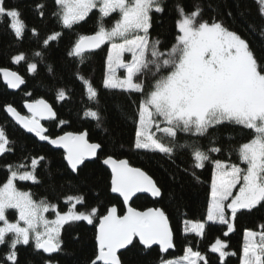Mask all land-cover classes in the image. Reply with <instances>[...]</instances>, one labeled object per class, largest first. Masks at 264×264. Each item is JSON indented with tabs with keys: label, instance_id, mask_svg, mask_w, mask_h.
I'll list each match as a JSON object with an SVG mask.
<instances>
[{
	"label": "snow or ice",
	"instance_id": "6c2138e0",
	"mask_svg": "<svg viewBox=\"0 0 264 264\" xmlns=\"http://www.w3.org/2000/svg\"><path fill=\"white\" fill-rule=\"evenodd\" d=\"M254 2L259 22L264 25V0ZM53 5L55 10L50 15L61 30L43 39V47L58 41L64 30L85 22L96 10L97 29L93 34L79 35L66 55L73 58L74 64L83 66L89 55L108 45L103 87L133 97L130 103L135 105V126L130 147L173 163L177 155L187 151L192 163L182 171L198 183V170L211 165L206 212L200 220L185 214L174 225L173 217L162 207H133L130 202L138 194L163 198L162 187L147 171L110 154H105L102 164L110 170L108 188L122 198L121 206H105L103 212L99 206L79 211L77 206L85 205V198L68 196L64 203L69 207L61 211L46 197L38 200L32 191L17 186L18 182L43 186L37 169L45 157H31L30 163L6 164L5 179L0 182V246L7 248L0 256V264H20L19 246H29L43 264H57L54 254L63 251L62 230L72 222H86L95 229V251L88 264H124L123 253L133 248L145 256L156 252L158 264H210L209 256L190 244L182 255H173L177 232L186 238H203L206 227L220 225L226 229L222 235L227 237L236 229L238 214L264 209V52L258 55L242 34L255 22L248 18L250 11L239 3L235 13L226 4L223 10L208 4L212 15L206 18L205 8L199 4H193L191 10L176 4L174 39L165 44L160 34H151L154 14L163 16L167 11L164 0H53ZM47 7L46 0H37L32 11L44 19ZM114 13L117 15L113 18ZM21 15L18 7H9L6 0H0V24L6 21L7 30L18 40L25 32ZM106 18H113V22L106 25ZM31 34L39 35L35 28ZM35 55L42 57L43 53ZM26 61L22 53L11 57L14 64ZM120 70L123 76L118 75ZM26 71L35 75L38 63L27 62ZM0 76L10 89H19L26 83L18 72L8 68H0ZM79 79L86 86L87 100L99 104L98 90L82 75ZM56 98L69 99L63 88L56 92ZM23 107L27 114L12 105L4 110L27 133L62 149L65 166L71 173L78 175L85 162L97 158L103 150L101 143L89 141L87 130L67 131L54 138L48 135L42 121L56 120L57 113L44 98L25 102ZM106 111L88 107L82 111V118L101 127L106 123ZM65 123L59 121L60 125ZM224 126L248 131L250 137L225 149L213 135V130ZM10 144L6 131L0 128V157L13 151ZM225 151L228 158H218ZM233 155L236 162L231 160ZM172 195L179 209L182 193ZM9 210L14 211L15 220L9 219ZM47 213L54 219H49ZM228 247L226 240L216 238L208 251L218 254L220 264H225L227 257L236 255ZM240 264H264V225L259 230H244Z\"/></svg>",
	"mask_w": 264,
	"mask_h": 264
},
{
	"label": "trees",
	"instance_id": "16d2710c",
	"mask_svg": "<svg viewBox=\"0 0 264 264\" xmlns=\"http://www.w3.org/2000/svg\"><path fill=\"white\" fill-rule=\"evenodd\" d=\"M37 0H6L9 7H18L21 10V20L25 24L23 39H15L6 28V21L0 24V68H8L18 72L26 81L21 91L12 93L4 85L0 76V128L6 131L13 149L11 153H6L0 157V182L5 179V165L11 163L13 166L22 163H30L31 157L44 156L45 160L37 169V174L43 181V186L32 184L31 182H18L17 186L21 190H30L34 198H47L50 202L59 205L61 211H67L69 205L64 203L68 196H83L85 205H78L77 210L85 211L94 206H99L103 212L105 206L116 204L121 206V200L114 196L109 188L110 172L102 164L105 154L113 155L117 158H126L132 166L140 167L147 171L157 180L164 193L161 199H151L140 196L134 200L132 206L138 210H145L149 207H162L172 217L174 225L184 218L200 220L206 212V192L211 176V165L203 170H198L200 182H196L188 174L182 171L191 167V160L187 151L175 157L174 163L168 158L153 155L144 151H138L130 147L134 137V121L132 119L135 105L130 103L133 97L120 92L119 90L104 89L103 79L106 73V52L108 45L97 53L89 55L83 66L73 63V58L66 53L74 40L79 35L93 34L97 29L96 10L93 11L85 22H81L72 30H64L63 36L51 43L47 48L42 45L43 39L54 31H60V27L55 23L54 17L50 15L55 10L53 0H46L48 15L44 19L38 18L32 11V5ZM45 2V0H40ZM167 11L160 16L154 14V23L151 34L153 37L160 34V38L165 44L173 42L175 35L174 22L176 12L174 6L182 4L186 10H191L193 4H199L205 8V17L212 15L208 11V4L219 5L223 10L225 4L235 13L237 3L244 10L250 11L249 20L255 21L252 28L247 33H242L249 39L251 46L257 54L264 52V25L259 22L257 16V3L254 0H164ZM116 15H113V18ZM113 18H106L104 23L110 25ZM231 26L241 31L240 27L231 21H227ZM35 28L39 35L31 34V29ZM42 52V57H37L36 52ZM22 53L27 57L26 62L14 64L11 57ZM27 62H37L38 71L35 75L26 71ZM88 79L93 87L99 92V104L87 100V89L80 76ZM65 89L69 99L58 101L56 92ZM26 93H31V96ZM37 98H44L50 103L57 119L45 125L47 134L51 137L62 135L64 132H80L87 130L90 142L101 143L104 147L98 159L94 162L85 163L81 167L79 174H73L65 166L63 153L55 151L48 145L40 143L36 138L25 134L17 127L5 112V106L12 105L21 114H25L23 107L25 102ZM99 108L106 116V123H101L97 127V122L91 119L82 118V111L86 108ZM66 123L60 125L59 121ZM103 120V117H102ZM213 135L218 138L219 143L225 149L234 148L239 142L246 141L250 137L248 131L224 126L218 130H213ZM184 138L181 137V142ZM202 143L207 144L208 140ZM218 158L224 160L228 158L227 151L219 154ZM236 162V156L231 157ZM173 176L175 177L173 179ZM182 193L181 206L177 209L173 203V193ZM8 217L15 220V213L9 210ZM236 229L229 236L224 237L222 232L226 230L224 226L210 225L206 227L203 238L181 235L179 231L176 236V248L173 255H182L183 249L189 244L194 250H199L209 256L210 264H220L218 254H212L208 250L216 238L227 241L228 251L235 252V256L226 258L225 264H240V256L243 247V232L245 229L259 230L260 225H264V209L254 210L252 213L238 214L235 221ZM64 244L63 251L54 254L57 264H88L89 258L95 251V229L86 222H75L65 225L62 230ZM20 247V264H43L42 258L33 254L29 246ZM7 251V248L0 246V256ZM124 264H158L156 252L151 255H142L133 248L123 253Z\"/></svg>",
	"mask_w": 264,
	"mask_h": 264
},
{
	"label": "water",
	"instance_id": "95a60500",
	"mask_svg": "<svg viewBox=\"0 0 264 264\" xmlns=\"http://www.w3.org/2000/svg\"><path fill=\"white\" fill-rule=\"evenodd\" d=\"M104 47H105V45L102 46L101 49L95 50L94 53L99 52V51L102 50ZM2 80H3V78H2ZM3 83H4V82H3ZM4 85L6 86L5 83H4ZM24 86H25V84H24V85H21L19 89H10V88H8L7 86H6V87L8 88V90H9L10 92H12V93H17V92L21 91L22 88H23ZM25 114H27L26 109H25ZM7 115H8V114H7ZM8 116H9V115H8ZM9 118H10V116H9ZM10 119H11V118H10ZM51 121H54V120L42 121V124L45 126L47 123H49V122H51ZM12 122H13V121H12ZM13 123H14V122H13ZM14 124H15V123H14ZM15 125H16L17 127H19V128L25 133V134H27V135H29V136H32V137L36 138L40 143L45 144V145H48V146H49L50 148H52L53 150H55V151H60V152L63 153V150H62V149L55 148V147H53L52 145H50L49 143H47V142L40 141L39 138L36 137L34 134L27 133L26 130L22 129L19 125H17V124H15ZM45 128H46V127H45ZM99 154H100V152L98 153V156H99ZM97 159H98V157H97V158H94V159H91V160H89V161H86L85 163L94 162V161H96ZM103 166H104V165H103ZM104 167L107 168L106 166H104ZM107 169H108V168H107ZM108 170H109V169H108ZM109 172H110V170H109ZM112 194H113V193H112ZM113 195L116 196V197H118L117 194H113ZM140 196H146V197H149V198L155 200V199L152 198L149 194H138V197H140ZM118 198H119V197H118ZM119 199L122 201V198H119ZM135 199H137V197H134V198H133V200L130 202L131 205L133 204V202H134ZM154 247H155V246H154Z\"/></svg>",
	"mask_w": 264,
	"mask_h": 264
},
{
	"label": "rangeland",
	"instance_id": "374dc122",
	"mask_svg": "<svg viewBox=\"0 0 264 264\" xmlns=\"http://www.w3.org/2000/svg\"><path fill=\"white\" fill-rule=\"evenodd\" d=\"M113 15H117V14L114 13ZM118 75L123 76V70H120ZM46 215L49 217V219H54V215L53 214L47 213ZM72 223H75V222H72Z\"/></svg>",
	"mask_w": 264,
	"mask_h": 264
}]
</instances>
